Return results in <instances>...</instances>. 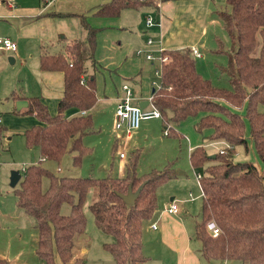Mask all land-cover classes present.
I'll list each match as a JSON object with an SVG mask.
<instances>
[{"label":"trees","instance_id":"obj_1","mask_svg":"<svg viewBox=\"0 0 264 264\" xmlns=\"http://www.w3.org/2000/svg\"><path fill=\"white\" fill-rule=\"evenodd\" d=\"M152 2L109 0L94 15L119 16L126 7ZM217 13L232 43L231 52L215 50L227 54L228 63L220 68V75L229 86L217 85L199 71L191 47L164 49L162 54L169 58L163 65L160 85L154 89L153 101L168 120L163 122V130L170 124L168 136L177 135L175 125L196 118L195 127L206 133V144L227 142L212 153L202 143L190 154L193 167L202 173L201 218L195 226L202 256L264 264V110L260 109L264 105V0H226ZM79 16L80 38H66L63 49L53 52L42 46L40 54L42 70L64 73L57 112L52 113L40 96L12 93L14 99L29 101L27 107L15 112L35 115L40 121L23 134L26 146L38 147L42 156L26 166L14 187L16 204L34 218L38 231L36 253L45 264H58L57 256L64 264H85L83 257L73 260L75 237L86 230L84 204L90 189L97 187V198L90 204L95 223L114 236L104 247L113 254L115 264H143L148 260L143 225L155 214L159 188L179 175L174 163L141 172L139 148L128 154L122 175H59L43 163L59 162L71 152L74 164L81 166L94 151L84 137L99 131L90 110L98 100L95 68L99 66L96 48L101 28L93 25L87 14ZM72 107L88 112L67 117L66 111ZM3 130L0 124V136ZM238 145H243L246 152L254 148L261 164L237 159ZM130 190L139 191L133 202L123 197ZM66 203L69 212H63ZM211 220L219 227L217 235L208 228ZM0 264L9 261L0 257Z\"/></svg>","mask_w":264,"mask_h":264},{"label":"crops","instance_id":"obj_2","mask_svg":"<svg viewBox=\"0 0 264 264\" xmlns=\"http://www.w3.org/2000/svg\"><path fill=\"white\" fill-rule=\"evenodd\" d=\"M108 1L0 0V36L9 37L18 45L16 51L0 49V100L4 99L3 103L8 102L4 109L3 106L0 108V124L4 126L0 136V145H3L2 138L7 134L24 132L25 129L40 122L35 115L15 112V110H18L17 100L23 98H12L13 91H18L25 96H40L48 104L52 113L57 112L58 103L64 91V73L60 70H42L40 67V54L42 46H46V49L53 52L63 49L62 39L81 37L80 13L87 14L89 21L101 28L97 35L96 48L99 66L95 68L98 100L90 111H92L95 118L99 107L105 105L106 109L109 107L113 109L109 108V111L113 115L112 117L115 118L118 97L124 83H128L135 90L136 103L140 105L141 101H147L145 107L148 105V98L156 89V87H153L150 91H144L140 86L136 90L134 85L131 84V79L134 80L136 76L140 78L142 76V71L135 73L131 70V66L138 69L143 65L142 59L135 57L134 53L145 55L147 52H154L157 56L162 53L161 49L192 48L195 46L201 52L200 57H202L203 53L200 47H205L210 27L218 24L217 12L225 7L226 0H161L158 3L159 5L152 2L137 8L126 7L119 16L94 15L95 10ZM160 13L161 26H148L146 23L147 15L153 14L159 19ZM150 37L154 39L151 44L148 43ZM213 49L215 48H210L211 51ZM139 50L140 53L137 52ZM12 64L15 65L11 66ZM99 71L109 74V83L104 80L100 84V78L105 79V76L99 74ZM133 73L135 74L133 75ZM87 112L72 107L66 111V116L70 117ZM189 119L175 125L177 135L174 137L180 138L182 136L181 127ZM196 121V118H192L193 124ZM99 127L101 128V126ZM140 127L128 136L115 130L113 120V131L117 134L114 137L113 149L120 148V138L123 135H126L128 139L135 136L134 146L138 145L139 139H148L151 135L149 136V132L142 133L139 131ZM199 133L202 138L198 141V145L207 142L204 138L206 133ZM7 138L10 140L11 136ZM108 142H110L109 138L107 144ZM209 143L215 144L217 142ZM209 143H205L207 147ZM193 149L190 148L189 154ZM123 150L125 151L124 147L121 148L120 153ZM93 152H95V148ZM120 157L123 160L119 167V175H122L126 160L124 159L125 156ZM41 158L40 154V158L36 160ZM102 164L103 168L108 166L105 162ZM140 171L144 172V170ZM178 173L183 174L185 172L182 170ZM180 178L181 176L178 175L159 188L158 206L155 214L152 219L144 222V253L148 260L143 264H203V258L205 257L198 253L200 247H192L191 231L188 229L187 222L189 215L187 206L184 205L182 208L181 203L183 202L177 199V196L173 195L172 192L165 193L168 191L166 186H170L172 182ZM171 194L172 196H169ZM201 195H203V190L200 193ZM189 196L191 199L194 198L191 191ZM173 200L178 202L179 210L175 213H169L164 209V205ZM18 213L22 214L21 211H18ZM153 223H156L157 227H153ZM146 231L148 234H146ZM0 257L6 258L9 264H16L8 255H0ZM219 261V264L222 262H224L223 264H231V260Z\"/></svg>","mask_w":264,"mask_h":264},{"label":"rangeland","instance_id":"obj_3","mask_svg":"<svg viewBox=\"0 0 264 264\" xmlns=\"http://www.w3.org/2000/svg\"><path fill=\"white\" fill-rule=\"evenodd\" d=\"M217 17L218 24L210 27L206 37L207 41L205 47H200L203 56L196 57L197 66L205 77L211 79L217 85L228 87L229 81L220 75V68L228 63L227 54L222 52L216 53L215 50L221 49L226 52H231L232 43L223 25L219 24L222 23L221 19L218 15ZM62 40L65 41L66 39ZM210 48L215 49L211 51ZM134 55L142 59L141 62L143 65L138 69L131 66V70L135 73L142 71V76L141 78L136 76L134 80L131 79V84L134 85L136 90L142 86L144 91H150L153 87H158L160 85V74L156 72V69L160 67L159 60L156 58L148 59L146 54H136L135 52ZM14 65L15 64H12L11 66ZM135 73H133V75ZM99 74L105 76V79L103 77L100 78V84H102L104 80L106 83L110 82L108 73L99 71ZM2 101H4V99L0 100V108L3 106L4 109L8 102L5 101L3 103ZM104 106L105 105H101L97 114H95L97 127L99 128L98 134L94 133L84 137L86 144L93 145V147L95 146V152L87 155L81 166L74 164L73 153L71 152H67L59 162L44 160L43 163L50 170L59 175L81 176L93 174L95 176H106L110 172L113 175H119V167L123 160V158L120 157L122 147L125 149V151L123 150V152H125V160L128 159L127 156L132 150L137 148L140 149L141 156L138 170L148 171L153 167L162 168L165 164L172 161L177 172L183 170L185 173H179L181 178L172 182L170 186H166L168 191L165 193L172 192L173 195L177 196V199L183 202L181 203L182 208L184 205L187 206L189 212L187 222L188 229L191 231L192 247H200L198 253L201 254V241L196 237L195 224L201 218L202 195L200 196V193L202 187L200 180L196 176L197 172L200 170L193 167L189 150L198 145V141L201 140L202 135L196 129L195 123L193 124L192 118L181 127L183 133L180 138L166 136L168 134L164 133V118L162 117L143 120L139 131L142 133L149 132V136H151L148 137V139H139V142H137L138 145L134 146L135 136L128 139L126 135H123L120 138V148L114 150V137L117 136V134L113 131L114 118L109 108L111 110L113 109L111 107L106 109ZM260 109L264 110V105H260ZM165 121L168 120L165 119ZM99 126H101V128ZM9 136H11L10 140L7 138ZM108 138L110 142L107 144ZM2 140L3 145H0V255H8L16 264H45V261L38 256L35 250L38 231L35 227L34 218L16 204L14 187L11 185L10 180H8L13 169H19L21 173L24 174L23 171L28 164L38 161L36 159L40 158L39 148L27 147L23 132L7 134ZM215 144L218 145V148L220 147L218 142ZM215 144H208L207 149L209 152L212 153L217 150ZM256 154L254 148L246 152L243 145H238L236 147L237 159H252L257 164H261ZM104 162L108 164L105 168H103L102 164ZM47 185L48 180L45 179L44 186L47 187ZM190 191L194 195L193 199L189 196ZM97 194V187H92L87 195V200L84 204L87 226L82 235L78 234L75 237L73 260L78 257H83L85 258V264H115L113 254L104 247V243L113 241L114 236L98 228L90 208V204L97 198ZM172 194L169 196H172ZM69 210L70 205L67 203L64 204L63 212H69ZM18 211H21L22 214H19ZM146 234H148L147 231ZM57 262L58 264H64L58 256ZM219 263V260L209 261V259L203 258V264ZM223 263L224 262L221 264ZM230 263L248 264V262H243L241 260H231Z\"/></svg>","mask_w":264,"mask_h":264},{"label":"built area","instance_id":"obj_4","mask_svg":"<svg viewBox=\"0 0 264 264\" xmlns=\"http://www.w3.org/2000/svg\"><path fill=\"white\" fill-rule=\"evenodd\" d=\"M143 1V0H142ZM146 1V0H145ZM161 0H154V3L158 4ZM159 5V4H158ZM161 13L159 14V19L153 15L148 14L146 17V23L148 26H161ZM154 42V39L150 37L148 39V43L151 44ZM18 48L17 43L9 37L0 36V49H9L12 51H16ZM163 50L161 49V52ZM192 51L196 57L201 56V52L195 46L192 47ZM141 51L139 50L138 53ZM146 57L148 59H158L160 67L156 70L160 76L162 75V68L165 61L168 60V55H163L162 53L159 55H155L154 52H147ZM151 94L148 98V105L146 107H142L138 103L135 102L137 99L135 90L128 83H124L121 87V93L118 97V102L115 110V118H114V128L117 132L125 133L130 136L135 130H137L143 120L162 117L161 110L154 104L153 97ZM85 112V111H83ZM169 125L164 129V133L168 134ZM218 143L220 145H227V142L224 140H219ZM120 156L124 157L125 153H120ZM25 170V169H24ZM1 171V170H0ZM197 178L200 180L202 177L201 171H198L196 174ZM164 209L169 213H175L179 210V204L177 201L173 200L168 204L164 205ZM153 227H157L156 223L152 224ZM208 228L213 233V235H217L219 232V227L214 220L208 222Z\"/></svg>","mask_w":264,"mask_h":264},{"label":"water","instance_id":"obj_5","mask_svg":"<svg viewBox=\"0 0 264 264\" xmlns=\"http://www.w3.org/2000/svg\"><path fill=\"white\" fill-rule=\"evenodd\" d=\"M145 103H147V101H141L140 105L142 107H145ZM16 104L18 109H22L29 105V101L27 99H19L17 100ZM213 156L215 155L213 154ZM21 178H22V173L19 169H13L11 171L10 183L13 187H15L18 184ZM138 193H139L138 190L137 191L130 190L127 194L123 195V197L126 201L133 202L138 196Z\"/></svg>","mask_w":264,"mask_h":264}]
</instances>
